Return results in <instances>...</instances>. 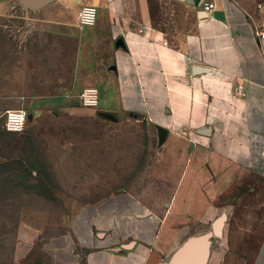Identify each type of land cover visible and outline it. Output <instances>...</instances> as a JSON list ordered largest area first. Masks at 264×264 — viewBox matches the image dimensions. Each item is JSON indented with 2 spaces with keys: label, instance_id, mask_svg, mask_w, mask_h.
Listing matches in <instances>:
<instances>
[{
  "label": "crops",
  "instance_id": "crops-1",
  "mask_svg": "<svg viewBox=\"0 0 264 264\" xmlns=\"http://www.w3.org/2000/svg\"><path fill=\"white\" fill-rule=\"evenodd\" d=\"M14 2L0 0V11ZM86 4L98 30L126 45H114L110 66L121 106L169 140L159 144L158 191L131 188L110 210H81L46 264H164L219 217L207 264H264V0H49L43 9L77 14Z\"/></svg>",
  "mask_w": 264,
  "mask_h": 264
},
{
  "label": "rangeland",
  "instance_id": "rangeland-1",
  "mask_svg": "<svg viewBox=\"0 0 264 264\" xmlns=\"http://www.w3.org/2000/svg\"><path fill=\"white\" fill-rule=\"evenodd\" d=\"M17 1L0 11V264H46L81 210H107L131 188L158 191L162 145L156 125L116 96L113 35ZM21 109L24 130L8 131L4 113Z\"/></svg>",
  "mask_w": 264,
  "mask_h": 264
},
{
  "label": "water",
  "instance_id": "water-1",
  "mask_svg": "<svg viewBox=\"0 0 264 264\" xmlns=\"http://www.w3.org/2000/svg\"><path fill=\"white\" fill-rule=\"evenodd\" d=\"M48 1L49 0H21L24 5H31L33 8L40 7ZM114 45L116 47L126 46L122 37H118ZM101 114L106 118L114 121L116 120V117L111 113L103 112ZM156 128L158 132V144H163L167 137V130L159 125H157ZM199 131L203 134L208 132V129ZM222 224L223 219L219 217L212 223V231L188 237L173 253L169 261L164 264H207L211 243L210 239L212 236H218L220 234Z\"/></svg>",
  "mask_w": 264,
  "mask_h": 264
},
{
  "label": "built area",
  "instance_id": "built-area-1",
  "mask_svg": "<svg viewBox=\"0 0 264 264\" xmlns=\"http://www.w3.org/2000/svg\"><path fill=\"white\" fill-rule=\"evenodd\" d=\"M214 4L212 2H206L204 8L206 10L212 9ZM78 22L81 26H92L95 24L97 19V9L94 5L86 4L78 12ZM259 38H264V32L257 34ZM237 92L242 94V87L238 85ZM92 105H96L97 97L96 94L90 95ZM5 127L8 131L20 133L25 128L27 120V113L24 110H7L4 113Z\"/></svg>",
  "mask_w": 264,
  "mask_h": 264
}]
</instances>
